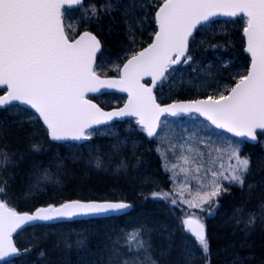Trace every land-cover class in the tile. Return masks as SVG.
<instances>
[{
    "label": "snow or ice",
    "instance_id": "snow-or-ice-1",
    "mask_svg": "<svg viewBox=\"0 0 264 264\" xmlns=\"http://www.w3.org/2000/svg\"><path fill=\"white\" fill-rule=\"evenodd\" d=\"M82 5L83 0H0V86H6L5 94L0 95V109L14 107V102L30 106L34 113L28 122L42 119L53 140L89 139L92 133L88 130L94 125L125 116L136 117L141 129L153 137L157 135L160 118L165 113L175 116L191 112L199 113L216 128L235 136L255 140L257 130L264 134V0H163L155 12L158 31L154 33L153 42L131 55L120 69L119 78L114 79H102L95 70L98 53L103 57L101 41L96 35L90 31H84L78 39H69L66 35L64 17L74 7ZM137 8L142 9L143 5H138L135 0L127 4L123 0H103L99 7L95 3L89 4L85 11L90 13L87 20H100L104 15L121 12L128 30L134 32L129 17ZM220 16L237 18L244 24L245 51L250 56L246 74L238 73L239 79L235 86L226 89L227 95L221 92L218 96L162 107L157 103L153 88L167 79L166 74L173 65L193 59L186 55L190 39L194 41L196 31L216 23L215 18ZM146 76L151 77V86L142 83ZM106 89H118L128 94L123 108L108 112L86 99V94L103 95ZM5 131L3 122H0V138ZM33 147L38 148V145ZM226 150L229 160L234 159L236 163L230 164L228 174L211 171L210 192L197 193L196 200L183 199V193H180L182 202L189 208H198L212 215L217 197L227 191L222 180L229 181L230 185L246 186L252 162L247 156L241 157L238 146L229 144ZM10 159L8 152L0 148V169H4ZM183 160L189 163L188 157ZM97 166H100L99 161ZM187 171L181 168V172ZM195 171H200L199 165ZM247 187L249 190L253 188L250 184ZM152 195L167 198L169 194ZM9 203L7 181L0 179V260L5 264H12L9 258L19 254L13 234L22 231L24 226L130 207L124 202L70 200L36 208L30 214L18 212ZM171 203L175 205L177 200L173 199ZM244 212L243 207L234 208L233 217H241L235 222L243 223L245 232L257 221L264 224V203L259 205V215L249 212L246 221L242 219ZM182 223L207 255L209 241L203 218L190 213ZM142 233H146V229L135 228L127 234L128 240L135 241L138 249L147 252L151 245L149 241L139 239ZM148 260L150 264H157L151 257ZM123 264L130 262L125 260ZM234 264H239V260Z\"/></svg>",
    "mask_w": 264,
    "mask_h": 264
},
{
    "label": "trees",
    "instance_id": "trees-1",
    "mask_svg": "<svg viewBox=\"0 0 264 264\" xmlns=\"http://www.w3.org/2000/svg\"><path fill=\"white\" fill-rule=\"evenodd\" d=\"M161 1L135 0L143 8L132 10L129 17L134 32L128 30L121 12L104 15L100 20H87L90 15L85 11L88 5L95 3L99 7L103 0H83V5L74 8L71 14L77 19V32L87 29L100 39L103 57L99 55L97 62L114 60L120 67L127 57L148 45L153 38L156 32L154 12ZM129 2L123 0L125 4ZM241 32L242 25L238 24L229 25L224 31L204 34L196 31L195 40L191 39L189 43L188 55L192 60H217L218 55L232 60L229 67L222 68L221 72L230 74L229 80L235 84L238 79L232 78L233 70L247 69L250 62L244 52ZM205 39L207 47L204 50L202 46H195L203 44ZM98 73L103 76L117 74L108 67L101 68ZM202 90V87L184 82L173 90L172 95L158 91L155 94L162 104L205 97L207 93ZM93 99L105 109L113 107L99 97ZM11 108L18 113L13 114ZM28 111L16 105L0 110V122L6 128L3 138H0V148H4L11 157L10 163L0 169V179L7 181L10 207H15L18 212H30L42 205L92 199L125 200L132 203L133 209L110 218L26 227L15 235V242L21 248L20 256L15 259L17 264H110V259L112 264H123L125 260L130 264H150L148 257L157 264H234L237 259L239 264H264V224L257 221L245 232L244 224L235 222L241 217H233L234 208L243 207L242 219L246 221L249 212L259 215V205L264 203V134H257L259 140L254 145L238 141L241 157L247 156L252 162L246 186L230 185L224 180L222 184L227 191L217 197L214 213L209 215L207 211L197 210V215L203 218L209 241V252L205 255L195 238L185 230L182 206L171 203L175 199L173 185L169 172L164 170L157 139H148L141 130L136 146L110 151L112 141L95 135L88 140V145L100 154L109 151L103 158L98 157L100 166H97L93 157L72 153L69 147L73 146L72 143L49 140L48 132L39 119L28 122L33 114ZM33 145H38V148ZM54 163L59 166L54 174L57 182L34 187L37 181L51 172ZM249 184L253 186L251 190L247 187ZM153 193L169 195L167 198L154 197ZM140 227L146 229V233H142L139 239L149 241L151 245L147 252L138 249L135 241L128 240L127 234Z\"/></svg>",
    "mask_w": 264,
    "mask_h": 264
},
{
    "label": "rangeland",
    "instance_id": "rangeland-1",
    "mask_svg": "<svg viewBox=\"0 0 264 264\" xmlns=\"http://www.w3.org/2000/svg\"><path fill=\"white\" fill-rule=\"evenodd\" d=\"M63 20L66 34L73 36L78 30L77 19L73 18L70 13ZM234 24L244 27V24L236 18L222 21L216 20V23L200 28L198 31L200 34L216 30L224 31L227 26ZM195 46H202L204 50L207 47L206 39L203 44L197 43ZM231 62L232 60L224 59L218 55L217 60L205 61L203 58H197L188 63L172 66L166 74L167 79L159 82L157 91L158 93L172 95L173 90L184 84V82H188L191 86L202 87V91L207 93L204 98L210 95L218 96L221 92L227 95L226 89H230L234 84L229 80L230 74L222 73L221 69L229 67ZM104 67H108L117 73L115 77L119 75L117 61L98 62L95 70L98 73ZM245 72L246 68L243 67L234 69L232 78L239 79L238 73L245 74ZM112 95L116 97H112ZM99 100L104 103L107 101L110 105L117 107V105H121L125 101V96L117 93L105 94L99 95ZM28 110V112L34 113L33 110ZM10 111L13 114L18 113L16 109L11 108ZM141 130L136 119H129V121L95 126V128L88 131L92 133L91 138L95 135L108 137L113 143L109 146L110 151H114L118 147L136 146L139 143L137 135ZM215 131L217 130L199 115L190 114L181 118L164 116L160 121L157 135L153 136V138L158 140V150L161 154L160 158L163 161L164 170L169 172L171 177L170 182L173 185L172 195L175 196L179 206H182L184 218L190 213L199 214V211L197 212L199 209L189 208L188 205L184 204L180 193H183V199H198L197 193L203 195L205 192L211 191V171L228 174L230 164L236 163L234 159L229 160V152L226 149L229 144L237 146L240 140L225 132L218 134ZM88 140L84 144L72 143L73 146H69L72 153L75 152V154L81 156L86 154L88 158L93 157L96 159H93V161H97L98 157L103 158L104 154H109V151L104 154L95 152L93 147L88 145ZM101 147L99 146L98 148ZM216 149H224V151H216ZM183 157H188L189 163H184ZM198 165L200 166V171L197 173L195 169ZM52 166L51 172L47 173L45 178L37 181L33 185L34 187H41L47 182H57L54 174L59 166L55 163ZM181 168L188 169V171L181 172ZM223 182L224 180L221 181V183ZM11 261L12 264H17L15 260Z\"/></svg>",
    "mask_w": 264,
    "mask_h": 264
},
{
    "label": "water",
    "instance_id": "water-1",
    "mask_svg": "<svg viewBox=\"0 0 264 264\" xmlns=\"http://www.w3.org/2000/svg\"><path fill=\"white\" fill-rule=\"evenodd\" d=\"M163 3V1L161 2V4ZM160 6V5H159ZM159 6H158V8L156 9V11H158V9H159ZM78 7V6H77ZM155 11V12H156ZM155 14V13H154ZM216 18H221V19H226V18H229V17H223V16H220V17H216ZM215 18V19H216ZM155 26L157 27V30L156 31H158V25L156 24V22H155ZM84 31H89V30H82V31H80V33H78L74 38L75 39H78L79 38V35L80 34H82ZM90 32H92V31H90ZM93 33V32H92ZM242 33H243V30H242ZM94 34V33H93ZM95 35V34H94ZM153 38H152V40L148 43V45L149 44H151L152 42H153V40H154V35L152 36ZM70 39V38H69ZM73 39V38H72ZM98 39V38H97ZM100 40V39H99ZM244 44H245V48H246V38L244 37ZM148 45H146L145 47H143V48H141V50H143L144 48H146ZM140 50V51H141ZM244 52H245V54L247 55V56H249V54L245 51V49H244ZM98 56H99V53H98V55H97V58H98ZM131 57V56H130ZM130 57H128V58H130ZM127 58V59H128ZM249 58H250V56H249ZM127 59H126V61L124 62V63H126L127 62ZM182 60L184 59V57H182L181 58ZM124 63L121 65V67L119 68V74H120V69H122L123 68V65H124ZM181 63H179V64H176V65H174V66H177V65H180ZM248 67H250V62H249V65H248ZM98 74V73H97ZM99 75V74H98ZM101 76V75H100ZM101 78L102 79H105V78H107V79H114V78H119V76H116V77H109V76H101ZM142 83H145L146 85H148V86H151V77H144L143 78V80H142ZM159 84V83H158ZM158 84H157V86H158ZM156 86V87H157ZM233 86H235V84L233 85ZM156 87H154L153 88V94L156 96V94L154 93L155 92V90H156ZM0 89H3V93H1L0 95H4L5 94V92H6V86H0ZM104 92L105 93H114V94H116V93H118V94H121V95H124L125 97H126V99H125V101L120 105V106H117V107H114V108H110V109H104V108H102L95 100H93L91 97H94V96H96V95H101V94H99V93H88V94H86V99H89V100H91L93 103H95V104H97L102 110H104V111H108V112H110V111H114V110H117V109H119V108H123L124 107V105L127 103V101H128V94L126 93V92H122V91H120V90H118V89H106V90H104ZM197 99H206V98H196V99H194V100H197ZM157 100V99H156ZM188 101H192V100H174L173 102H168V103H162V104H160L162 107L163 106H166V105H169V104H172V103H175V102H188ZM157 103H159L158 101H157ZM19 105V106H21V107H23V108H28V109H30V110H33V109H31L30 108V106H28V105H23V104H20L19 102H14V105ZM0 110H2V109H0ZM34 111V110H33ZM190 114H194V115H199L203 120H205L207 123H209L210 125H212L211 124V122L210 121H208L207 119H206V117H204V116H201L199 113H196V112H191V113H179V114H177V115H175V116H173V115H171V114H168V113H165L164 115H162L161 116V118H160V120L163 118V116H170V117H176V118H181V117H185V115H190ZM133 118H136V117H133V116H125V117H114L112 120H110V121H108L107 123H105V124H102V125H106V124H110V123H113V122H123V121H126V120H129V119H133ZM137 119V118H136ZM39 121H41L42 122V124H43V121H42V119H39ZM102 125H94L93 126V128H95V126H102ZM139 125V124H138ZM43 126L45 127V129H46V131H47V128H46V125H44L43 124ZM140 126V125H139ZM212 127L213 128H215L216 130H218V131H223V132H225V133H227V134H229L230 136H234L235 138H238V139H240V140H244V141H246V142H248V143H250V144H255L256 142H257V140H258V135L256 136V139L255 140H252V139H250V138H246V137H239V136H235L233 133H229V132H227L225 129H220V128H216V126L215 125H212ZM158 130V129H157ZM48 132V131H47ZM258 132H261L260 130H257V133ZM145 134H146V136L148 137V138H152V137H149L148 135H147V133L145 132ZM48 137H49V139L51 140V141H53V142H56V143H62V142H71V143H73V142H75V143H78V144H82V143H84V141H87L88 139H80V140H72V139H69V140H53L51 137H50V135L48 134ZM75 200H81V199H75ZM66 201H70V200H66ZM81 201H83V202H124V203H127V204H129L130 205V207L129 208H127V209H123V210H119V211H115V212H108V213H104V214H95V215H87V216H75V217H72V218H62V219H59V220H53V221H39V222H35L34 224H43V223H47V224H54V223H57V222H65V221H68V222H70V221H76V220H88V219H99V218H110V216H121L122 214H127V213H129L133 208H132V203L131 202H129V201H125V200H92V199H87V200H81ZM65 202V201H64ZM57 205H59V204H57ZM45 206H47V205H42L41 207H45ZM37 208H39V207H37ZM36 210V208L35 209H32L30 212H28V213H32V212H34ZM20 213H24V212H26V211H19ZM26 227H29V226H24V228H26ZM18 232H20V231H18ZM207 232V231H206ZM16 233H14L13 234V241H14V243H15V239H14V235H15ZM191 234V233H190ZM15 245H16V243H15ZM16 247H17V249L19 250V254L18 255H16V256H14V257H11V258H9V259H15V258H17L19 255H20V248L16 245ZM2 263H5V261H2V260H0V264H2Z\"/></svg>",
    "mask_w": 264,
    "mask_h": 264
}]
</instances>
